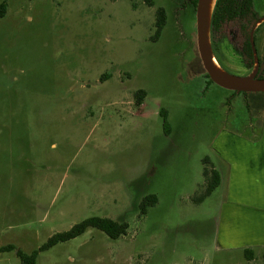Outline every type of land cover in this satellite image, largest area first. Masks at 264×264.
<instances>
[{"label": "rangeland", "instance_id": "374dc122", "mask_svg": "<svg viewBox=\"0 0 264 264\" xmlns=\"http://www.w3.org/2000/svg\"><path fill=\"white\" fill-rule=\"evenodd\" d=\"M154 2L0 0V247L30 255L99 217L128 224L126 235L89 229L40 252L37 264H253L216 243L225 187L200 205L192 198L205 184L203 160L222 168L216 137L249 138L264 95L207 89L172 0ZM257 3L264 19V0ZM158 8L168 24L154 41ZM183 27L191 36V21ZM260 27L253 39L264 60ZM239 32L225 26L220 55L228 74L249 76L257 64L250 72L242 63ZM148 196L158 203L143 214ZM0 264L22 263L0 252Z\"/></svg>", "mask_w": 264, "mask_h": 264}, {"label": "crops", "instance_id": "0c3cea01", "mask_svg": "<svg viewBox=\"0 0 264 264\" xmlns=\"http://www.w3.org/2000/svg\"><path fill=\"white\" fill-rule=\"evenodd\" d=\"M249 133L246 138L222 131L212 144L223 160L222 168H215L221 176L220 187L226 191L219 208L216 243L225 250L249 252L247 258L255 264L264 262V117L260 127Z\"/></svg>", "mask_w": 264, "mask_h": 264}, {"label": "trees", "instance_id": "16d2710c", "mask_svg": "<svg viewBox=\"0 0 264 264\" xmlns=\"http://www.w3.org/2000/svg\"><path fill=\"white\" fill-rule=\"evenodd\" d=\"M143 4L149 8L155 7L154 0H142ZM252 1L242 2V0H218L211 25V38H212V48L214 55L221 66V68L229 73V70L224 64V61L220 55L219 50V38L224 30L225 26L230 23L237 25L240 31L241 44L240 48H237L238 55L241 57L242 63L248 71H253L255 64L258 65L259 70L264 66V60L258 55L255 56L251 44V31L257 22L261 19L260 15L256 11L251 10ZM6 4L0 5V19L5 16ZM166 26V13L163 8H158L156 11V33L154 36V41H157L161 36ZM261 28V27H260ZM259 28V29H260ZM257 30V32L259 31ZM207 89L210 86L217 87L210 80L209 76L206 75ZM106 78V77H105ZM261 78L264 79V72L261 74ZM223 90V89H221ZM236 93V92H234ZM245 94V93H241ZM260 94L264 93H251ZM146 97L145 91H139L135 94L137 106H142L144 99ZM164 119V130L166 135L171 134V127L168 122V116L166 112L162 113ZM204 171L203 175L205 178V184L199 189V191L194 195L192 201L196 205L202 204L205 200L212 196V194L221 185L220 173L216 170L214 164L209 158L203 160ZM158 199L156 196H148L143 200L142 208L143 214H147V209L156 206ZM128 224L118 223L111 219L93 217L83 221L80 224L74 226L70 231L62 234L54 235L48 240V242L41 247L38 251H34L32 254L28 255L18 249L14 245H9L6 247H0V252H15L16 256L19 258L22 264H37V259L40 252L47 251L50 248L60 244L66 243L74 240L82 235H84L89 229H94L103 232L112 240H118L122 236L126 235L128 231ZM249 252L246 251V256Z\"/></svg>", "mask_w": 264, "mask_h": 264}, {"label": "water", "instance_id": "95a60500", "mask_svg": "<svg viewBox=\"0 0 264 264\" xmlns=\"http://www.w3.org/2000/svg\"><path fill=\"white\" fill-rule=\"evenodd\" d=\"M209 4L210 0H199L198 7V52L206 74L209 76L213 84L226 91L245 94L264 93V79L261 78V73L264 72V66L261 67L260 73H258L259 68L257 65L254 72L249 76L228 74L222 68L223 73L216 70L214 60L217 63L218 61L214 55L210 41L213 15L211 20H209ZM263 22L264 19L260 20L251 32V44L255 56L257 51L253 42V36L258 26Z\"/></svg>", "mask_w": 264, "mask_h": 264}, {"label": "flooded vegetation", "instance_id": "af4514ba", "mask_svg": "<svg viewBox=\"0 0 264 264\" xmlns=\"http://www.w3.org/2000/svg\"><path fill=\"white\" fill-rule=\"evenodd\" d=\"M249 1H252L251 10L256 11L259 14V12L257 11L258 6H260L257 3L258 0H242V2H249ZM172 3H173V14H174V18L176 20V25H178V28H180V30H181L180 33H182V37L185 39L186 42L190 41L191 46H195L197 48V51H198V7H199V0H172ZM164 10L166 13V25H167L168 24V15H167V10L166 9H164ZM187 20L191 21V27H190L191 32H192L191 36L186 35L187 30L184 29V27H183L184 23ZM260 20H262V18ZM258 22H257V24H258ZM232 24H234V23H232ZM257 24L254 26V28L257 26ZM262 24H264V22ZM261 25L258 26L256 31L259 29V27ZM253 29H252V31H253ZM194 40H195V43H193ZM253 42H254V39H253ZM254 45H255V43H254ZM198 54H199V52H198ZM256 56H257V53H256ZM258 73H260V70L258 71Z\"/></svg>", "mask_w": 264, "mask_h": 264}, {"label": "bare ground", "instance_id": "6f19581e", "mask_svg": "<svg viewBox=\"0 0 264 264\" xmlns=\"http://www.w3.org/2000/svg\"><path fill=\"white\" fill-rule=\"evenodd\" d=\"M217 1L218 0H210V4H209V20H211V17L213 15V12L215 10V7H216V4H217ZM211 41V40H210ZM214 65H215V68L218 72H222V69L221 67L218 65V63L214 60Z\"/></svg>", "mask_w": 264, "mask_h": 264}]
</instances>
